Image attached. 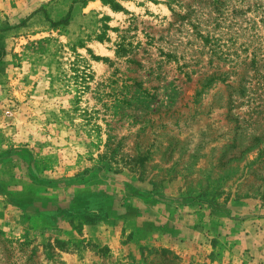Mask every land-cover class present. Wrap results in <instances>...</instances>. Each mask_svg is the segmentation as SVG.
<instances>
[{
	"label": "rangeland",
	"instance_id": "374dc122",
	"mask_svg": "<svg viewBox=\"0 0 264 264\" xmlns=\"http://www.w3.org/2000/svg\"><path fill=\"white\" fill-rule=\"evenodd\" d=\"M164 1L0 0V264L262 253L264 0H227L230 62L188 75L159 54L190 40L166 30ZM133 157L140 174L118 171ZM45 244L67 250L47 261Z\"/></svg>",
	"mask_w": 264,
	"mask_h": 264
},
{
	"label": "trees",
	"instance_id": "16d2710c",
	"mask_svg": "<svg viewBox=\"0 0 264 264\" xmlns=\"http://www.w3.org/2000/svg\"><path fill=\"white\" fill-rule=\"evenodd\" d=\"M100 1L104 6H108L114 12H126L119 3V1L126 0ZM226 2L227 0H165L163 4L171 14V21L168 23L166 30L172 33L179 32L181 34H184L186 31L190 40L184 45L174 46L170 44L167 48H160V56L164 57L166 62H174L177 64L180 71H185L184 73L186 75L189 74L188 69L197 67L203 68L206 64L208 66H214L216 72L219 71L226 62H230V58L221 48L220 39L223 19L222 13ZM236 13L237 12H234V14ZM69 17L70 11L66 14L64 19L59 20L56 24H66ZM104 27L106 30L109 29L107 26ZM112 30L117 31V29ZM104 35H100V39H103ZM148 40L151 42L154 38L148 36ZM127 46L128 44L125 43V38L122 36L121 42L116 44L115 52L117 56H125L126 53L129 52ZM104 157L111 162L117 161V156L112 152H110L109 155L106 154ZM123 160L125 159L123 158ZM115 163L119 165L118 162ZM143 167V158L133 157L129 162H123L122 168H119L118 171L127 168L130 172L140 174ZM27 247L29 246H24V248ZM42 248L43 255L47 261L54 257L58 259L61 258L55 250L60 252H65L67 250L64 244L54 247L45 244ZM36 252L37 247H33L31 250L32 256H34Z\"/></svg>",
	"mask_w": 264,
	"mask_h": 264
},
{
	"label": "crops",
	"instance_id": "0c3cea01",
	"mask_svg": "<svg viewBox=\"0 0 264 264\" xmlns=\"http://www.w3.org/2000/svg\"><path fill=\"white\" fill-rule=\"evenodd\" d=\"M252 232L253 233H251V236H252V234H254V231H252ZM257 246L252 245L251 246V249H250V252H249V254L251 253L252 256H257L256 259L255 258H252V259L243 258L241 264H264V249L261 250L262 253H263L262 254V253H260L259 249L256 248ZM254 249L256 251H254ZM228 250H230V249H228V248H222L221 254L222 255H225V256H228L230 258L233 257L235 255V251L234 250H231L229 252Z\"/></svg>",
	"mask_w": 264,
	"mask_h": 264
}]
</instances>
